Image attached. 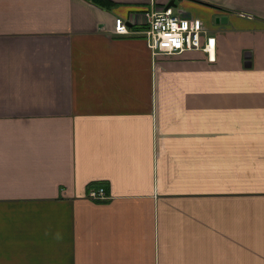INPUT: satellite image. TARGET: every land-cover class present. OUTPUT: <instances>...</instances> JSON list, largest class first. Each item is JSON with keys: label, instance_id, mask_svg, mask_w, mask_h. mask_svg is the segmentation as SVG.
Wrapping results in <instances>:
<instances>
[{"label": "crops", "instance_id": "obj_1", "mask_svg": "<svg viewBox=\"0 0 264 264\" xmlns=\"http://www.w3.org/2000/svg\"><path fill=\"white\" fill-rule=\"evenodd\" d=\"M109 1L0 0V264H264V0Z\"/></svg>", "mask_w": 264, "mask_h": 264}, {"label": "built area", "instance_id": "obj_2", "mask_svg": "<svg viewBox=\"0 0 264 264\" xmlns=\"http://www.w3.org/2000/svg\"><path fill=\"white\" fill-rule=\"evenodd\" d=\"M143 25L145 39L154 55H173L187 50H201L208 55L210 61L216 59V38L207 34L204 23L199 18L184 17L171 6L154 10ZM114 32L119 35L129 33L128 25L122 18L116 19ZM87 195L96 201L108 198L102 187L90 189Z\"/></svg>", "mask_w": 264, "mask_h": 264}, {"label": "trees", "instance_id": "obj_3", "mask_svg": "<svg viewBox=\"0 0 264 264\" xmlns=\"http://www.w3.org/2000/svg\"><path fill=\"white\" fill-rule=\"evenodd\" d=\"M92 1L104 7H107V6L111 7L113 5L112 2H110L109 0H92Z\"/></svg>", "mask_w": 264, "mask_h": 264}, {"label": "water", "instance_id": "obj_4", "mask_svg": "<svg viewBox=\"0 0 264 264\" xmlns=\"http://www.w3.org/2000/svg\"><path fill=\"white\" fill-rule=\"evenodd\" d=\"M172 5L171 4H168L167 6H166V8H170Z\"/></svg>", "mask_w": 264, "mask_h": 264}]
</instances>
